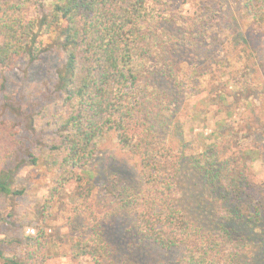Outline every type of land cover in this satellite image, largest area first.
<instances>
[{"label":"trees","instance_id":"1","mask_svg":"<svg viewBox=\"0 0 264 264\" xmlns=\"http://www.w3.org/2000/svg\"><path fill=\"white\" fill-rule=\"evenodd\" d=\"M214 1L188 15L186 0H0V76L21 60L34 62L54 50L61 55L51 104L30 116L31 130L43 122L48 128L32 138L26 154L18 124L0 119V196L13 200L26 193L8 166L20 153L49 175L34 205L39 222L6 238L9 255L0 241L2 264H59L54 262L59 256L88 264H137L115 259L105 235L107 215L91 199L89 166L106 143L137 168L136 185L122 191L119 209L141 240L179 250L183 264H243L254 243L235 238L231 223L244 221L243 195L255 209L245 222L264 220V184L256 185L245 169L248 153L258 152L235 149L227 137L220 140L224 132L234 137L226 118L197 138V151L191 147L188 153L183 130L191 98L201 92L193 79L201 68L194 60L218 22L214 8H228L222 0L212 8ZM241 7L264 22V0H241ZM185 62L191 63L190 77L182 74ZM186 183L200 189L192 192L199 211L205 200L215 202V224L206 227L187 212ZM66 205L72 210L67 231L53 239L48 225ZM14 218L11 209L5 214L0 208V223Z\"/></svg>","mask_w":264,"mask_h":264},{"label":"rangeland","instance_id":"2","mask_svg":"<svg viewBox=\"0 0 264 264\" xmlns=\"http://www.w3.org/2000/svg\"><path fill=\"white\" fill-rule=\"evenodd\" d=\"M183 11L188 15L195 13L199 5L206 0H186ZM213 0H211L212 3ZM220 1V0H219ZM228 8L224 11L214 1L212 8L219 10L215 28L204 38L203 46L194 62L201 68L195 76L201 92H194L190 102L189 114L184 119L183 130L188 153L198 149L197 138L215 129V122L226 118L234 137L224 132L220 140L226 137L232 140L235 149L256 150L258 154L248 153L245 160L246 173L256 185L264 184V22L259 23L243 13L241 0H222ZM203 9V7H202ZM199 12V10H197ZM202 12V11H201ZM33 15L34 11H31ZM48 42L50 38L45 37ZM61 55L54 50L43 54L40 60L28 59L18 62L15 69L0 76V119L16 122L19 126V139L24 154L32 147L31 140L38 139L48 128L42 126L30 129V116L52 102L55 88V71L60 65ZM191 63L181 65L182 74L190 77ZM230 109L229 112H226ZM195 113V115H194ZM210 141V140H209ZM217 144L218 140L216 141ZM191 147L193 150H191ZM9 163L16 175V185L26 190L25 195L13 200L0 196V208L3 213L10 209L15 216L10 224L0 223L1 247L6 255L12 251L6 238L24 233L29 226H35L38 219L34 205L47 189L49 175L42 166L33 167L23 159V153ZM89 168L93 172L91 199L102 213L107 215L105 235L115 247V259L129 260L137 264H183L179 250L164 251L149 242L141 240L131 227L130 219L122 205V191L132 190L136 185L137 168L133 162L119 153L115 146L106 143L97 153ZM70 189V187H69ZM185 203L187 212L200 224L216 223L215 205L205 200L203 211L196 208L192 192L200 191L193 184H185ZM263 191V190H261ZM191 196L194 205L191 204ZM229 200H231L229 198ZM241 209L246 214L243 220L232 222L235 238H249L252 248L242 261L243 264H264V220L251 225L247 217L254 213V205L243 195L240 198ZM203 204V203H202ZM57 218L50 222L47 233L51 238L67 231V215L72 214L71 206L57 210ZM242 221V223H241ZM251 225V226H250ZM245 237V238H244ZM62 253H65L62 247ZM247 258V259H246ZM59 264H88L56 257ZM3 261L0 259V264Z\"/></svg>","mask_w":264,"mask_h":264}]
</instances>
